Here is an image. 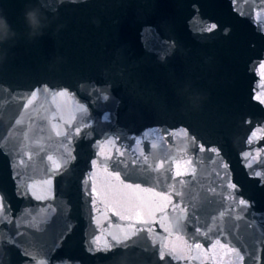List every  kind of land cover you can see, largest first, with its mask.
Returning a JSON list of instances; mask_svg holds the SVG:
<instances>
[{
  "label": "water",
  "instance_id": "95a60500",
  "mask_svg": "<svg viewBox=\"0 0 264 264\" xmlns=\"http://www.w3.org/2000/svg\"><path fill=\"white\" fill-rule=\"evenodd\" d=\"M213 23L216 30L206 31ZM261 65L264 0H99L54 39L1 71L0 264H239L212 247L216 239L236 247L243 264H264V179L254 175L264 173ZM36 89L37 99L25 108ZM56 91L69 96L53 101L50 93ZM78 103L88 108L87 117ZM83 123L89 127L70 142L53 128L74 132ZM183 132L186 137L172 135ZM109 138L125 153L116 156L123 161L121 178L131 177L125 183L147 181L140 186L164 194L174 187L172 205L187 206L189 217L196 210L197 219L182 233L168 236L161 226V217L167 215V226L180 215L169 205L156 214L157 222L136 225L143 230L128 247L90 251L97 237L102 246L111 240L109 232L134 223L112 215L103 196L97 198L108 179L103 157L115 156L105 143ZM67 152L72 159L64 165ZM53 161L62 164L59 171ZM161 163L159 172L152 170ZM107 166L113 172L116 162ZM191 167L195 177L176 175ZM229 183L248 207L228 199ZM213 220L222 233L206 231ZM157 237L181 249L187 241L193 250L185 259L159 260Z\"/></svg>",
  "mask_w": 264,
  "mask_h": 264
},
{
  "label": "snow or ice",
  "instance_id": "6c2138e0",
  "mask_svg": "<svg viewBox=\"0 0 264 264\" xmlns=\"http://www.w3.org/2000/svg\"><path fill=\"white\" fill-rule=\"evenodd\" d=\"M259 17V13H257V18ZM9 23V22H8ZM217 25L211 24L210 26H206V31L213 32L216 30ZM262 68H264V65H261ZM39 89L33 90L30 94L29 98L25 102V108H27L29 105H32L33 102L37 99V95L39 93ZM99 91V90H97ZM45 93H49V89L47 87L44 88ZM52 96L53 101H55L56 97H67L69 96V93L67 91H56L50 93ZM74 98V97H72ZM102 99L107 100L108 96L104 95L101 97ZM259 98V97H258ZM261 103H264V101H261ZM76 108L79 113H81L83 116H88V108L83 103H78L76 105ZM73 119L76 118L75 114H73ZM105 120H109L110 117L108 115L104 116ZM22 121L17 120L16 124L20 125ZM89 127L87 123L81 124L79 127H76L74 132L68 131L65 133H61V131L57 128L56 125H53V128H56V135L61 136L64 135L66 139L70 142L73 135H80L81 129ZM172 135H183L187 136V132L183 133H173ZM256 133H253V137H255ZM192 143H195V138L192 139ZM105 143L109 146H112L115 148V156L113 155H104L103 157V163L105 164L104 172L107 175L108 179L105 182V186L101 189V191L97 192V198L99 199L101 196H103L102 202L105 203L106 207H108V210L112 212V215L119 217L121 221L127 220V221H134V223H129L126 227L118 228L116 232H109L108 235L111 237V240H106L105 243L101 246L100 245V238L97 237L94 241L91 242L90 251H104L108 252L112 249L119 247L123 245L124 247H128L127 241L132 238V236L138 234L141 230V228H137L136 225H150L155 222H157V213H165V209L171 205L172 211L176 212L177 209H179L180 215H174L172 217L171 223L167 226H164L163 221L167 220V215L161 217V226L164 229V232L168 233V236H172L173 232L176 233H182L184 229L187 227L188 222H194L197 219V212L195 209H193L191 216L189 217L188 208L187 206L181 207L180 203L178 202L176 205H172L171 195L172 192H175V188L173 187L168 191L167 194H164L162 192H155L151 188H142L140 186L141 182L146 183L147 181H141V182H133V183H125L126 179H131L130 176L125 174V177L122 179L120 176L118 165L120 163H123V161H116V156H124V152L121 151L116 146V140L115 139H107ZM136 143L139 145L140 141L137 140ZM251 143V140L249 141ZM104 144L101 145V148H104ZM153 148H156L157 145L153 144ZM199 151L203 152L205 151V148L203 146L199 147ZM209 151L215 152L217 155L219 154L217 149L211 148ZM67 159L63 161V164L66 165L70 159H72L71 153L67 152ZM143 155V153H141ZM251 154L245 153V159L249 160ZM28 159H31V156H28ZM48 159L51 161L52 157L49 156ZM147 157H144L145 163H147ZM116 162V169L113 172L108 171V162ZM55 164L56 171H59V169L62 167V164L56 163ZM135 163V161H133ZM189 165L192 164V161L190 160ZM93 166H98L96 161H93ZM249 167H251V163L248 164ZM164 165L161 163L158 168H153V171L159 172L160 168H163ZM225 168H227V165H224ZM95 175V174H93ZM177 176H183V175H190L192 177H195L196 175V168L191 167L190 172H177ZM254 175L261 177L264 179V173L262 172H255ZM93 177L90 176L89 179L91 180ZM167 180H171L172 177L166 176ZM114 181V182H113ZM46 183H51V181H46ZM180 184H184L185 181L181 180L179 181ZM227 187L231 190L228 193V199L232 201L233 203L238 204L242 208L248 207V202L244 199H239L235 197L234 193L236 190V185L229 183ZM93 191H96L95 187L93 186ZM214 191V189L212 190ZM150 193L151 197H146L144 194ZM33 195H36L35 192H33ZM176 195L179 196L181 193L176 192ZM156 197H160L161 201L163 203H158L156 201ZM38 199H42L43 197L37 196ZM5 211V206L0 200V214H2ZM226 215L225 212L219 213V217L223 218ZM206 228L207 232L213 231L215 228L216 230L223 232V229L220 228V226L213 220L212 225L208 226L207 224L204 226ZM197 231L199 232V228H197ZM149 233L153 232L152 228L148 229ZM206 233H201V235H205ZM147 239V237H146ZM177 239H180L179 236H177ZM165 237H157L153 240V244L159 243V247H157L156 251L158 253V259L164 260L165 256H170L172 259L181 260L186 258V253L193 250V244H189L187 241L184 242L185 247L181 249L176 243L172 241L165 242ZM195 249L199 250L202 248V245L200 243L194 242ZM213 248H219L225 252L226 255L234 256L238 259L239 264H243L244 261V255L241 254V252L234 246H230L227 240L225 239L224 243H221L220 239H216L214 244L212 245ZM37 264H47L46 260H40L37 261ZM227 264H233L232 260H229Z\"/></svg>",
  "mask_w": 264,
  "mask_h": 264
},
{
  "label": "clouds",
  "instance_id": "9594fccd",
  "mask_svg": "<svg viewBox=\"0 0 264 264\" xmlns=\"http://www.w3.org/2000/svg\"><path fill=\"white\" fill-rule=\"evenodd\" d=\"M44 13L41 11L39 6L26 7L24 11V20L28 28L29 38H35L37 35L42 34L41 30L44 27ZM17 36L16 31L8 23L7 18L0 14V44L14 40ZM192 101V96L189 97Z\"/></svg>",
  "mask_w": 264,
  "mask_h": 264
}]
</instances>
